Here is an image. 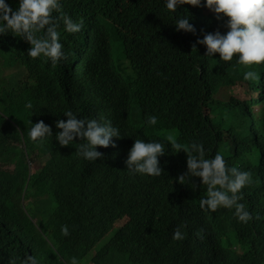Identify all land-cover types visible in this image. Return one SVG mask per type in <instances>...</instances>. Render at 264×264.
<instances>
[{"label":"trees","instance_id":"obj_1","mask_svg":"<svg viewBox=\"0 0 264 264\" xmlns=\"http://www.w3.org/2000/svg\"><path fill=\"white\" fill-rule=\"evenodd\" d=\"M5 2L17 10L19 0ZM103 2L106 4L100 9ZM61 11L74 21H84L79 33L67 32L62 22L58 29L68 54V69L78 66L84 74L67 76L65 61L53 66L41 55L31 58L26 77L15 85L6 80L0 83V101L6 102L0 108L6 115L0 117V199L10 191L14 195L22 192L30 174L28 158L36 151L55 161V168L46 173L60 174L54 190L45 193L41 212L32 211V216H42L39 228L31 230L19 224L6 231L0 227V264H9L11 259L21 264L27 255L35 256L38 264H70L72 257L87 264L84 245L110 233L116 219H110L109 214L128 215L132 227L146 223V213H138L122 194L117 166L129 154L125 151L128 143L146 135L150 139L168 134L185 145L202 143L206 158L220 153L229 167L250 171L253 182L242 189L245 201L241 203L254 218L243 223L233 218L234 212L208 216L194 207L202 234L191 239L185 231L187 241L178 240L179 248L162 236L156 243L159 258L152 244L143 243L134 255L138 264H264V63L247 68L237 63V57L224 62L218 53L205 56L207 48L202 44L192 51V44L204 34L228 31L227 18L217 20L205 6L184 4L172 13L166 0H71ZM185 15L190 16L195 34L176 30V19ZM4 37L0 35V58H13L16 52L9 51ZM115 52L128 54L135 61V76L125 88L113 75ZM249 70L256 71L260 80L244 81L243 74ZM89 85L91 102L76 101L75 94ZM251 91L256 92L253 100L249 98ZM242 93L252 103L243 106L237 99ZM29 103L31 108L26 107ZM252 104L259 109L252 111ZM69 110L78 119L107 118L123 137L120 147L110 151L98 147L105 158L96 162L76 154L79 138L61 147L55 137L60 131L56 121L66 122L63 114ZM152 115L158 118L155 125L147 123ZM40 120L50 124L53 132L43 144L28 135L32 124ZM181 171L178 167L164 171V175L179 186H188L187 181L184 185L177 181ZM183 196L193 203L197 193L190 191ZM63 213L73 221L66 224L69 236L61 234L63 223L51 219ZM148 216L152 219L154 212L149 211ZM162 232L167 235L164 229ZM120 235L130 236L123 228L114 237ZM168 235L171 238V230Z\"/></svg>","mask_w":264,"mask_h":264},{"label":"clouds","instance_id":"obj_2","mask_svg":"<svg viewBox=\"0 0 264 264\" xmlns=\"http://www.w3.org/2000/svg\"><path fill=\"white\" fill-rule=\"evenodd\" d=\"M71 0H19L17 10H13L5 0H0V35H5V42H9V51L16 52L15 57L6 56L11 60L8 66L0 69V83L6 80L12 86L18 79L27 75V64L31 58L41 55L48 58L53 66L65 61V74L67 76H82L80 67L73 66L68 69V54L63 50L60 42V23L69 33H79L84 28V21H74L71 16L62 13L63 5ZM107 2V1H106ZM106 2L101 3L102 9ZM189 4L194 7L205 6L216 14V19L227 18L226 34L219 30L214 33H206L203 39H197L192 44V51H197V44L205 45V56L212 57L218 53L220 60L232 61L237 57V63L247 68L264 63V0H166L167 9L176 13L180 5ZM58 16H55V15ZM190 16L178 17L175 22L176 30L195 34V27L189 23ZM43 33L42 35H38ZM114 54L117 58H114ZM113 54V75L125 88L135 76V62L128 54L115 52ZM121 54V55H120ZM72 71V74H70ZM260 75L256 71H246L243 74L244 81H259ZM255 91L250 92V99L255 98ZM76 101L91 102L93 93L91 86H83L79 94H75ZM245 98L237 99L243 102V106L250 101ZM8 102V101H7ZM251 102V101H250ZM252 103V102H251ZM6 102L0 101V108ZM26 107L31 108L29 103ZM260 106L252 111H257ZM67 121L58 119L55 135L61 147L72 145L79 138V147L76 154L87 161L96 162L104 160V154L97 151L98 147L117 150L122 141L120 131L114 127L105 117L96 119H78L72 111H65ZM0 117H6L0 111ZM158 118L149 116L147 123L155 125ZM29 137L34 142H43L53 136L52 128L46 121L40 120L32 124ZM147 135L136 138L134 144L128 143L125 151L129 154L123 157L117 168L121 171L122 194L127 196L136 206L137 212L147 215L146 223L138 227L129 225L130 217H116L109 214L114 220L110 233L102 239L91 241L84 245L87 252V264H138L134 258L141 244L153 245L155 257L159 258L160 248L156 243L162 236H166L170 245L179 248L178 240H186L185 231L190 233L191 239L202 234L203 226L196 219L194 207L208 216L222 214L224 211L233 213V218L238 222L248 223L254 217L243 204L242 189L252 184L250 171H242L233 166L229 167L223 155L217 153L212 158H206V151L202 143L192 142L182 144L181 140L172 134L159 137L153 135L146 139ZM83 141L82 143H80ZM133 145V146H132ZM132 146V148H131ZM131 148V149H130ZM55 161L50 155H44L37 151L33 158H28L27 168L29 177L24 184L22 192L14 195L12 191L3 194L0 199V227L2 230H12L21 224L23 228L34 230L40 227L42 216H32V211L41 212L45 201V193L51 192L57 186L59 173L49 172L55 168ZM182 167L177 181L188 186H179L176 181L164 175V171ZM7 168V167H6ZM11 168V167H10ZM14 168V167H13ZM33 175H38L31 181ZM200 180L202 181H199ZM196 181L200 184L198 185ZM195 191L197 197L193 203L184 193ZM243 202L241 203V201ZM153 211L151 219L148 212ZM108 214V208L103 211V217ZM230 219L232 216H229ZM63 223L61 234L69 236L67 225L73 221L69 215L63 213L59 217H51ZM67 224V225H66ZM124 229L131 236L114 234ZM164 229L167 233L162 232ZM171 230V238L168 231ZM134 236H138L135 240ZM235 255L236 252L234 251ZM237 258V255H236ZM9 264H15L11 259ZM21 264H38L35 256L27 255ZM70 264L79 263L76 257H72Z\"/></svg>","mask_w":264,"mask_h":264},{"label":"rangeland","instance_id":"obj_3","mask_svg":"<svg viewBox=\"0 0 264 264\" xmlns=\"http://www.w3.org/2000/svg\"><path fill=\"white\" fill-rule=\"evenodd\" d=\"M114 58L116 59L117 58V55L114 54ZM10 63H12L11 60L7 59L6 57L5 58H0V69L8 66ZM70 74H72V71H70ZM240 98H245V93H242L240 96ZM6 168V167H4ZM13 169V167H11V170Z\"/></svg>","mask_w":264,"mask_h":264},{"label":"bare ground","instance_id":"obj_4","mask_svg":"<svg viewBox=\"0 0 264 264\" xmlns=\"http://www.w3.org/2000/svg\"><path fill=\"white\" fill-rule=\"evenodd\" d=\"M78 80H80V79H78ZM78 80H77V81H78ZM77 84H78V83H77ZM79 84H80V83H79ZM86 87H87V86H86ZM108 222H109V221H108Z\"/></svg>","mask_w":264,"mask_h":264}]
</instances>
